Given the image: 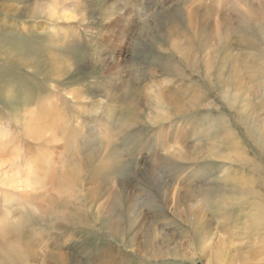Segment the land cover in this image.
Segmentation results:
<instances>
[{
	"label": "rangeland",
	"instance_id": "obj_1",
	"mask_svg": "<svg viewBox=\"0 0 264 264\" xmlns=\"http://www.w3.org/2000/svg\"><path fill=\"white\" fill-rule=\"evenodd\" d=\"M0 264H264V0H0Z\"/></svg>",
	"mask_w": 264,
	"mask_h": 264
},
{
	"label": "bare ground",
	"instance_id": "obj_2",
	"mask_svg": "<svg viewBox=\"0 0 264 264\" xmlns=\"http://www.w3.org/2000/svg\"><path fill=\"white\" fill-rule=\"evenodd\" d=\"M53 4V3H52ZM51 5V4H50ZM48 5L47 6V11L49 13V15L53 16L55 14L59 15L61 18H64V19H71L74 17V12L72 11V9H69L67 6H64L63 4L60 6V7H57L59 8L60 10L59 11H56V7L55 6H50ZM56 68V67H55ZM59 71V70H58ZM35 165V164H34ZM31 166V165H30ZM32 167H33V164H32ZM29 168V174L31 175V172H32V169L33 168ZM118 167H115V170H117ZM34 170V169H33ZM11 172V171H10ZM25 172V171H24ZM34 173V172H33ZM6 174V172L4 173ZM22 174V173H21ZM26 174H28V172L26 171ZM25 174V177L24 179L22 180H19L21 177H23L22 175H19L18 173V170L16 171H13V173H10V175L5 179V182H7L8 185H12V186H16V184H19V181H22V183H24V185L26 187H28V185H30L32 182H30V180H28L27 176ZM34 175V174H32ZM259 236V235H258ZM258 240V239H257ZM259 245V244H258ZM259 249V248H258ZM216 256L215 257H218V253L215 254ZM217 261V260H216Z\"/></svg>",
	"mask_w": 264,
	"mask_h": 264
}]
</instances>
